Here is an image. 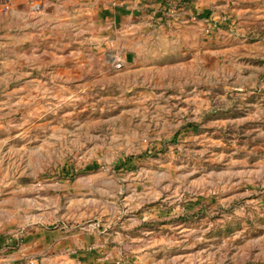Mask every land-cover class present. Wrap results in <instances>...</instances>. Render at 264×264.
<instances>
[{"label": "rangeland", "instance_id": "374dc122", "mask_svg": "<svg viewBox=\"0 0 264 264\" xmlns=\"http://www.w3.org/2000/svg\"><path fill=\"white\" fill-rule=\"evenodd\" d=\"M250 49L25 100L0 51V223L103 224L107 264H264V48Z\"/></svg>", "mask_w": 264, "mask_h": 264}, {"label": "crops", "instance_id": "0c3cea01", "mask_svg": "<svg viewBox=\"0 0 264 264\" xmlns=\"http://www.w3.org/2000/svg\"><path fill=\"white\" fill-rule=\"evenodd\" d=\"M31 1L0 0L10 6L0 9L2 65L17 67L21 84L9 94L23 100L52 95L45 93L49 82L63 97L71 90L65 83L89 76L150 73L159 58L167 67L209 66L219 49L264 48V0H42L40 13ZM119 50L124 67L115 71ZM25 226L0 223V264L113 262L103 224Z\"/></svg>", "mask_w": 264, "mask_h": 264}, {"label": "built area", "instance_id": "2783aa9c", "mask_svg": "<svg viewBox=\"0 0 264 264\" xmlns=\"http://www.w3.org/2000/svg\"><path fill=\"white\" fill-rule=\"evenodd\" d=\"M31 9L34 13H40L45 8V3L42 0H32L30 3ZM0 9L3 11H8L10 9V6L7 2H1L0 3ZM124 67V61L119 55H115L114 63H113V69L115 71H120ZM31 264H34L33 262Z\"/></svg>", "mask_w": 264, "mask_h": 264}]
</instances>
